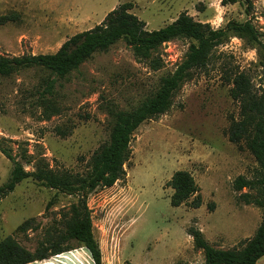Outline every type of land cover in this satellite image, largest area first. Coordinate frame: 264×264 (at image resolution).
Returning <instances> with one entry per match:
<instances>
[{
	"label": "rangeland",
	"instance_id": "obj_1",
	"mask_svg": "<svg viewBox=\"0 0 264 264\" xmlns=\"http://www.w3.org/2000/svg\"><path fill=\"white\" fill-rule=\"evenodd\" d=\"M158 29L188 12L214 28L229 20L252 19L264 33V0H253L250 14L240 2L222 0H0V55L54 53L72 35L99 24L120 3ZM7 16L8 18H4ZM193 40L177 38L160 47L163 66L152 69L124 40L97 52L63 78L40 67L0 77V138L26 170L43 157L56 171L84 172L90 157L109 137L110 107L130 110L152 95L161 77L183 61ZM245 71L257 91L264 90V51L230 33L206 69L197 70L176 91L170 109L143 122L135 131L126 175L88 194L95 237L103 264H203L189 227L199 228L218 248L241 247L253 235L264 208L247 203L256 188H235L239 176L256 179L259 166L245 147L229 141L230 116L238 103L228 79ZM54 79L52 93L45 92ZM65 131L67 135L61 134ZM19 157V156H18ZM13 163L0 151V185ZM190 171L200 186L202 204L173 206L166 185L177 170ZM248 193V194H247ZM247 195V196H246ZM76 196L32 178L21 181L0 199V238L11 235L34 250L50 233L64 229L63 211ZM213 206H210L212 205ZM34 218L26 232L19 226ZM72 249L52 256L60 264H94L75 240ZM55 261V259H54ZM257 264H264V257Z\"/></svg>",
	"mask_w": 264,
	"mask_h": 264
},
{
	"label": "trees",
	"instance_id": "obj_2",
	"mask_svg": "<svg viewBox=\"0 0 264 264\" xmlns=\"http://www.w3.org/2000/svg\"><path fill=\"white\" fill-rule=\"evenodd\" d=\"M240 1L245 4L246 12L250 14L253 0H222V3ZM133 7L132 2L120 3L99 24L72 35L54 53L0 55V77L11 76L23 69L40 67L58 78H63L95 53L107 51L119 40H124L136 58L148 63L152 69L163 66L159 50L163 43L177 38L193 40L183 61L173 72L161 77L160 85L152 95L130 110L110 107L112 126L109 137L94 151L86 171H56L43 157L35 160L34 170H26L19 158L26 159L27 162L32 159L22 154L19 157L13 155L11 147L4 145L6 139L0 138V151L13 163L8 180L0 185V199L27 178L77 197L62 213L64 229L50 233L33 251L11 235L0 238V264H28L49 259L70 251L72 240L88 250L94 264H103L102 252L94 234L88 194L98 187L112 186L125 177L126 165L132 156L131 141L138 127L146 120L157 118L170 109L176 91L195 71L207 68L214 50L228 41L230 33L258 45L264 51V33L259 31L251 18L244 21L229 20L224 27L214 28L210 23L197 20L184 11L163 27L149 30L147 23L131 11ZM228 82L232 85L230 95L238 103V115L230 116L228 139L248 149L260 170L256 179L239 176L235 180V188H256L258 195L248 199L247 203L253 202L264 208V90L257 91L245 71L233 73ZM45 83V92L52 93L55 80L48 79ZM61 134L67 135L65 131H61ZM166 185L173 189V206L184 203L193 208L201 206L200 186L190 171H175ZM33 222L34 218L23 222L19 230L28 231L33 227ZM188 234L193 238L194 247L203 250V264H257L264 257V215L253 235L239 248L215 247L196 227H189ZM122 264L135 263L125 260Z\"/></svg>",
	"mask_w": 264,
	"mask_h": 264
},
{
	"label": "crops",
	"instance_id": "obj_3",
	"mask_svg": "<svg viewBox=\"0 0 264 264\" xmlns=\"http://www.w3.org/2000/svg\"><path fill=\"white\" fill-rule=\"evenodd\" d=\"M59 256H64V255H60L59 254ZM56 258H60V257H54V258H52L50 260L45 259V260H40V261H34V262H30L28 264H60L59 261H56V260H58ZM54 259H55V261H54Z\"/></svg>",
	"mask_w": 264,
	"mask_h": 264
}]
</instances>
